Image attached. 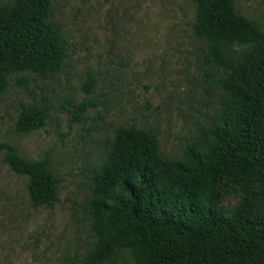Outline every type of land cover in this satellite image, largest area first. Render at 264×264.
<instances>
[{
	"label": "rangeland",
	"instance_id": "374dc122",
	"mask_svg": "<svg viewBox=\"0 0 264 264\" xmlns=\"http://www.w3.org/2000/svg\"><path fill=\"white\" fill-rule=\"evenodd\" d=\"M235 3L264 29V0ZM50 17L69 42L63 65L44 75L9 73L0 93V142L30 159L50 152L51 167L63 177L60 200L53 208L33 206L27 176L13 171L0 150V264H87L96 243L86 205L91 171L105 161L116 131L130 125L151 130L166 157L181 159L217 121L227 98L217 71L204 61L206 42L194 32L192 0H52ZM92 74L97 82L86 92ZM84 98L97 107L86 121L71 120L66 101L74 106ZM33 102L49 105L46 123L17 131L20 111ZM218 189L215 206L229 217L243 201L242 184L226 174ZM255 189L264 208V182ZM100 264L135 260L122 249Z\"/></svg>",
	"mask_w": 264,
	"mask_h": 264
},
{
	"label": "trees",
	"instance_id": "16d2710c",
	"mask_svg": "<svg viewBox=\"0 0 264 264\" xmlns=\"http://www.w3.org/2000/svg\"><path fill=\"white\" fill-rule=\"evenodd\" d=\"M192 1L194 32L206 42L204 61L227 94L222 112L181 159L166 157L151 130L130 125L116 131L105 161L91 171L86 205L96 243L87 264H100L122 249L135 264H264V208L255 189L264 182V29L235 0ZM51 6L52 0L0 5V93L14 69L44 75L62 67L69 42L51 19ZM96 82L90 75L85 91ZM66 103L77 122L98 105L87 98ZM49 115L48 104L30 103L20 111L16 130L39 128ZM1 149L11 169L27 176L33 206L53 208L63 177L51 167L50 152L30 159L9 142H0ZM226 174L244 190L229 217L215 206Z\"/></svg>",
	"mask_w": 264,
	"mask_h": 264
}]
</instances>
